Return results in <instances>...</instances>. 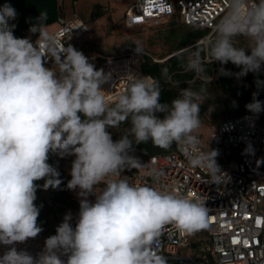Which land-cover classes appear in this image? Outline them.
<instances>
[{
	"label": "clouds",
	"instance_id": "obj_1",
	"mask_svg": "<svg viewBox=\"0 0 264 264\" xmlns=\"http://www.w3.org/2000/svg\"><path fill=\"white\" fill-rule=\"evenodd\" d=\"M16 15L10 4L0 6V244L24 243L42 231L34 182L45 179V188L61 183L47 163L50 151L75 156L67 188H78L83 198L74 228L69 212L35 257L12 246L0 256V264H166L153 249L162 227L175 224L187 233L199 231L207 227L208 208L205 202L129 183L123 171L145 166L129 153L133 143L150 141L166 150L175 144L184 149L190 166L222 173L217 150L197 151L200 105L212 80L203 57L206 52L212 61L233 63L241 68L238 76L258 72L264 64V0L252 5L229 0L206 48L181 56L184 71L202 81L199 88H180L168 68L161 69L162 77L178 89L170 103H160L159 80L131 73L123 78L125 90L109 102L101 85L111 74L97 70L72 45L61 47L47 31L46 11L29 28L39 34L35 44L14 36L8 21ZM240 36L248 39V46L234 43ZM135 51L142 54L140 47ZM49 57L54 67L45 66ZM219 71L231 75L224 68ZM256 95L245 106L254 114L264 111ZM121 124L129 128L114 142L107 129ZM92 193L94 202L87 199Z\"/></svg>",
	"mask_w": 264,
	"mask_h": 264
},
{
	"label": "built area",
	"instance_id": "obj_2",
	"mask_svg": "<svg viewBox=\"0 0 264 264\" xmlns=\"http://www.w3.org/2000/svg\"><path fill=\"white\" fill-rule=\"evenodd\" d=\"M256 2L247 0L248 5ZM228 7L229 0H136L127 9L125 22L129 27L160 24L177 15L184 25L206 32L184 51L200 44L206 46L207 41L214 38L215 25L226 14ZM55 23L57 28L52 34L57 43L61 47L72 45L79 50L81 44L73 41H79L87 32L85 22L77 14H60ZM146 54L144 50L142 54L131 50L104 57L97 70L111 74L110 80L101 85L109 102L125 90L126 81L123 78L129 73L138 77L151 76L141 68V60ZM153 60L162 62L161 59ZM216 62L217 74L221 68L228 71L225 64ZM54 63L51 57L45 60V65L54 66ZM240 71L241 68L236 66V71L230 76L238 83L251 87L248 74L238 76ZM263 71L264 64L258 72ZM258 100L264 102V94ZM246 104L239 115L220 122L211 132L209 140L201 141L197 149L218 151L215 160L222 172L219 176L207 167L190 166L184 149L175 144L169 152L148 156L141 163L145 164L144 167L129 170V183L205 202L208 208L207 227L199 231L187 233L175 224L162 227L153 249L154 254L162 256L166 264H264V111L254 114L248 111ZM249 145L251 151H245ZM48 155V160L65 167L64 157L52 151ZM100 187L102 185L97 192ZM88 196L95 201V193ZM69 212L74 228L79 206L63 211L59 221L62 223ZM198 234L204 236L198 239ZM48 237L49 234L42 229L37 237L24 243L0 244V256L15 246L17 250H26L35 257L44 249Z\"/></svg>",
	"mask_w": 264,
	"mask_h": 264
},
{
	"label": "rangeland",
	"instance_id": "obj_3",
	"mask_svg": "<svg viewBox=\"0 0 264 264\" xmlns=\"http://www.w3.org/2000/svg\"><path fill=\"white\" fill-rule=\"evenodd\" d=\"M130 0H61L63 6L68 10L70 15L77 14L87 25V32L79 41H73L74 43H80L81 51L86 57L89 58V62L94 64L97 69L101 64V60H104L106 56L119 55L122 53L135 50V47H140L146 51L149 56L155 59H161L166 61L170 56L175 55L183 49L190 47L199 40H190L186 47L178 49L177 45L183 31L186 30L180 18L174 15L171 18L161 21L160 24H148L144 26L129 27L125 22L124 11L121 10L123 6L129 3ZM128 5V4H127ZM94 16L92 17V13ZM195 32V31H194ZM30 41L34 44L36 37L26 35ZM234 43L238 47L248 46L249 41L247 38L240 36L235 38ZM203 47L206 46L203 44ZM203 48L201 46H194L190 51H200ZM189 54V53H188ZM246 54H250V50L246 49ZM210 57L205 52L204 62H210ZM230 67L226 68L229 73L236 71V65L230 62ZM46 67H54L48 66ZM214 72L209 74L212 78L210 85H208V92L205 97V101H202L200 105L201 113V128L198 130L197 135L200 140L207 142L209 140L211 132L217 127V125L223 120L235 117L239 115L244 106L234 97L224 93L216 84L217 79V62L212 67ZM194 83H191L193 82ZM202 81L196 78V76L184 84L182 88L188 86L199 88ZM107 131L110 133L113 141H117L121 137L120 126L119 128L109 127ZM130 155L135 156L132 152ZM66 165L64 168L59 167L53 161L48 160L47 163L52 165L60 177L71 175L72 162L75 159L74 155H64ZM145 156L138 160L142 163L145 160ZM130 168H126L123 173V178H128V172ZM40 182L39 189L37 191V199L34 203L40 208L42 214L47 217V224L45 226L38 224L42 229L46 231L49 236H52V230L54 229L58 217L61 213L67 210L69 205L60 202L57 198V194L65 184L61 181L58 187L45 188V179L38 180ZM54 196L56 198H54ZM49 209L53 210V214H48ZM204 235L198 234L197 238L201 239Z\"/></svg>",
	"mask_w": 264,
	"mask_h": 264
},
{
	"label": "trees",
	"instance_id": "obj_4",
	"mask_svg": "<svg viewBox=\"0 0 264 264\" xmlns=\"http://www.w3.org/2000/svg\"><path fill=\"white\" fill-rule=\"evenodd\" d=\"M5 3L10 4L16 10V17L15 19L9 20V25H11L13 34L17 38H26L27 34H30L32 37L38 38V33H30L29 28L36 22V18L40 15L41 11H46L48 13V20L47 26L56 22L58 16L62 14L61 5L59 0H0V6H3ZM94 16V12L91 15ZM181 21V20H180ZM182 23V22H181ZM14 25V27H13ZM184 27H186L180 35V39L177 45L178 49H182L187 46L190 40H199L202 38L206 32L201 29L192 28L186 26L182 23ZM195 31V32H194ZM201 46L203 49V44L197 45ZM191 48L181 51L175 55L170 56L166 61L162 62H155L151 56L144 55L141 60V68L147 74H150L153 78L159 80L161 86V97L160 103H170L174 98L178 95V89L173 86L172 83L167 82L161 75V69L168 68L169 74L172 77L173 81H179V87L182 88L186 84L185 82L192 80L195 77V74L192 72H185L181 62V56L184 58L187 57L189 50ZM205 58V54L203 59ZM103 61L101 60V64ZM215 65V61L204 62V66L208 71V75L211 73L212 67ZM226 68H229L230 62L225 64ZM261 81L262 83L257 86V81ZM216 84L219 88L226 94L234 97L238 101H240L243 106L253 100V93H256V99L261 97L264 94V71L263 72H249L248 73V82L251 87H246L243 84L238 83L235 79H233L230 75H221L220 72L217 74ZM82 115V114H81ZM157 115L162 119L164 114L157 113ZM129 128L128 124H121L120 125V132L122 133L127 132ZM173 146L170 149H163L157 146H154L150 141L148 143H140L135 144L133 143L132 152L135 153L137 159L141 157H148L153 154L169 152L172 150ZM145 158V159H146ZM71 175H67L65 177H60V180L66 185ZM38 185L37 191L40 186L39 181H35ZM36 191V197H37ZM60 200V202L69 205L70 207H76L80 204L74 200L73 197L69 196L66 191L65 187L61 189L55 196ZM54 196V198H56ZM48 214H53V210L49 209ZM38 224L45 226L47 224V217L42 214L40 211L38 220ZM59 217L56 222L54 229L52 230L53 234H56V229L60 225ZM44 230V229H43ZM45 231V230H44ZM46 232V231H45Z\"/></svg>",
	"mask_w": 264,
	"mask_h": 264
},
{
	"label": "crops",
	"instance_id": "obj_5",
	"mask_svg": "<svg viewBox=\"0 0 264 264\" xmlns=\"http://www.w3.org/2000/svg\"><path fill=\"white\" fill-rule=\"evenodd\" d=\"M135 1H136V0H130L129 3H127L128 5L126 4L125 6H123V8H121V10H123L124 13H126L127 9H128V8H129V7L135 2ZM59 3H60V5H61L62 14L65 15V16H71V15L69 14L68 10L63 6V3L61 2V0H59ZM124 16H125V14H124ZM56 28H57V24H56V23H53V24L47 26V31H48L49 33H52ZM70 179H71V178H69V180H70ZM69 180H68V182H69ZM68 182H67L66 185H65V191H66V193H67L69 196L73 197L74 200L80 204V199L83 198V197H81V196L79 195V191H80V190H79L78 188L75 189V190H70V189H68V188H67V184H68ZM87 199L93 202V200H92L89 196H87ZM68 207H70V206H68ZM59 217H60V216H59Z\"/></svg>",
	"mask_w": 264,
	"mask_h": 264
}]
</instances>
